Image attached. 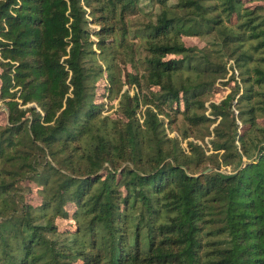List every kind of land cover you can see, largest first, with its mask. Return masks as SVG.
I'll return each instance as SVG.
<instances>
[{"label":"trees","instance_id":"obj_1","mask_svg":"<svg viewBox=\"0 0 264 264\" xmlns=\"http://www.w3.org/2000/svg\"><path fill=\"white\" fill-rule=\"evenodd\" d=\"M261 1L0 0V264H264Z\"/></svg>","mask_w":264,"mask_h":264},{"label":"rangeland","instance_id":"obj_2","mask_svg":"<svg viewBox=\"0 0 264 264\" xmlns=\"http://www.w3.org/2000/svg\"><path fill=\"white\" fill-rule=\"evenodd\" d=\"M261 2H264V1H261ZM184 40H185L187 45H197V46H203L204 45V42L197 37H185ZM104 83H105V81H102L100 87L98 88V93H99L98 100H103L102 94L104 93V87H103ZM225 89H226V92L229 91L226 87H225ZM226 92L222 91V95H224ZM112 111H114V110H112ZM112 111H110V113ZM5 120H6L5 108L2 107V108H0V122L5 123ZM31 199L33 200V203H35V204H37L40 200V198L36 194H34Z\"/></svg>","mask_w":264,"mask_h":264}]
</instances>
